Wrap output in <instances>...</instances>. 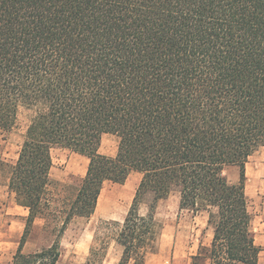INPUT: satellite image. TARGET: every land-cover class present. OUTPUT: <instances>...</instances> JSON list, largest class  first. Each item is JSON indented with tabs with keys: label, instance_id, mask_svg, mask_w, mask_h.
<instances>
[{
	"label": "trees",
	"instance_id": "obj_1",
	"mask_svg": "<svg viewBox=\"0 0 264 264\" xmlns=\"http://www.w3.org/2000/svg\"><path fill=\"white\" fill-rule=\"evenodd\" d=\"M22 108L32 115L8 189L27 216L12 264H56L72 219L91 217L103 184L131 172L141 178L114 234L117 264L155 252L157 204L172 192L212 229L191 264H257L245 165L264 147V0H0V138ZM105 134L113 157L98 152ZM54 148L88 161L61 204L49 195ZM38 218L55 241L24 255ZM89 255L99 264L104 251Z\"/></svg>",
	"mask_w": 264,
	"mask_h": 264
},
{
	"label": "rangeland",
	"instance_id": "obj_2",
	"mask_svg": "<svg viewBox=\"0 0 264 264\" xmlns=\"http://www.w3.org/2000/svg\"><path fill=\"white\" fill-rule=\"evenodd\" d=\"M32 111L22 108L9 133L0 138V264H12L13 256L24 232L27 211L16 207L14 195L8 189L10 167L14 165ZM117 150V138L111 134L101 137L98 152L113 157ZM52 167L49 172V195L55 203L73 198L83 178L87 159L63 148L51 151ZM230 184L238 180V169L230 167L225 171ZM245 196L250 214V228L255 244L261 248L257 264H264V147L255 148L245 165ZM141 175L131 172L123 184L105 182L102 186L94 213L88 219L74 218L59 239V258L56 264H86L90 248L103 253L99 264H117L121 247L115 242L114 234L122 224L131 205ZM149 198L139 208L145 215ZM179 195L172 192L165 200L158 202L155 218L160 225L156 250L148 254L144 264H191L200 247L208 248L212 229L207 225V214L193 215L179 211ZM17 220V223H14ZM50 219L34 221L26 237L24 255L47 249L55 241ZM198 264H209L199 261Z\"/></svg>",
	"mask_w": 264,
	"mask_h": 264
},
{
	"label": "crops",
	"instance_id": "obj_3",
	"mask_svg": "<svg viewBox=\"0 0 264 264\" xmlns=\"http://www.w3.org/2000/svg\"><path fill=\"white\" fill-rule=\"evenodd\" d=\"M16 204V203H15ZM16 207H20L18 206L17 204L15 205ZM21 209H23L22 207H20ZM18 221L17 220H14V223H17Z\"/></svg>",
	"mask_w": 264,
	"mask_h": 264
}]
</instances>
